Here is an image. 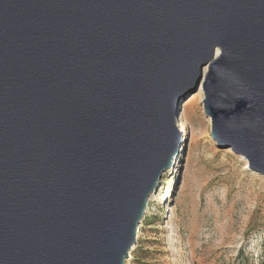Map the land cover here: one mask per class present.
Segmentation results:
<instances>
[{"label": "water", "instance_id": "1", "mask_svg": "<svg viewBox=\"0 0 264 264\" xmlns=\"http://www.w3.org/2000/svg\"><path fill=\"white\" fill-rule=\"evenodd\" d=\"M202 76L264 177V0H0V264H125Z\"/></svg>", "mask_w": 264, "mask_h": 264}, {"label": "rangeland", "instance_id": "2", "mask_svg": "<svg viewBox=\"0 0 264 264\" xmlns=\"http://www.w3.org/2000/svg\"><path fill=\"white\" fill-rule=\"evenodd\" d=\"M190 95L180 105L186 131L178 154L125 264H264V177L217 147L200 99Z\"/></svg>", "mask_w": 264, "mask_h": 264}, {"label": "bare ground", "instance_id": "3", "mask_svg": "<svg viewBox=\"0 0 264 264\" xmlns=\"http://www.w3.org/2000/svg\"><path fill=\"white\" fill-rule=\"evenodd\" d=\"M207 69H208V66H205V67L203 68V76H204V74L206 73ZM203 76H202L201 82H200V84H199L197 90L195 91V93H193L194 95H193V94L190 95L192 99H194V98L197 96V97L200 99V101H201V103H202V106H203V97H204V93H203V84H202ZM192 99H191V100H192ZM202 111H203V115H204V117H205V118L208 120V122H209V118L206 116L205 111H204V106H203V108H202ZM177 122H178V128H179L180 132H181V133H184V132L186 131V127H185L184 117H183V114H182L181 112H179V114H178V121H177ZM154 194H155V193H153V194L150 196L148 202H150V200H151V198H153ZM168 198H169V193H166L164 199H165V200H168ZM147 204H148V203H147ZM139 224H140V223H139ZM138 233H139V231L136 233V234H137V237H138ZM133 247H134V246H132L131 250L133 249ZM131 250H130V251H131ZM129 256H130V252H129Z\"/></svg>", "mask_w": 264, "mask_h": 264}]
</instances>
